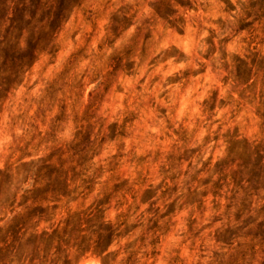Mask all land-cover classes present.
<instances>
[{
    "label": "clouds",
    "instance_id": "9594fccd",
    "mask_svg": "<svg viewBox=\"0 0 264 264\" xmlns=\"http://www.w3.org/2000/svg\"><path fill=\"white\" fill-rule=\"evenodd\" d=\"M0 264H264V0H0Z\"/></svg>",
    "mask_w": 264,
    "mask_h": 264
}]
</instances>
